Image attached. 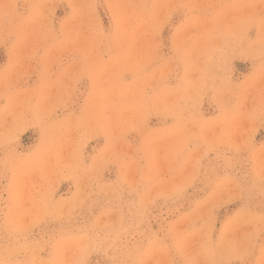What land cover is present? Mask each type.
<instances>
[{
  "label": "rangeland",
  "instance_id": "rangeland-1",
  "mask_svg": "<svg viewBox=\"0 0 264 264\" xmlns=\"http://www.w3.org/2000/svg\"><path fill=\"white\" fill-rule=\"evenodd\" d=\"M0 264H264V0H0Z\"/></svg>",
  "mask_w": 264,
  "mask_h": 264
}]
</instances>
